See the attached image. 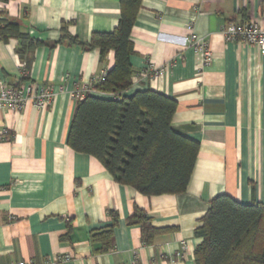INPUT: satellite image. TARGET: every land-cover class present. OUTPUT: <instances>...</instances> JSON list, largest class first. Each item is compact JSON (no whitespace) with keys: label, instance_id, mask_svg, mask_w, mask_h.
<instances>
[{"label":"crops","instance_id":"crops-1","mask_svg":"<svg viewBox=\"0 0 264 264\" xmlns=\"http://www.w3.org/2000/svg\"><path fill=\"white\" fill-rule=\"evenodd\" d=\"M2 11L22 32L48 43L65 25L87 44L92 34L114 30L120 16L119 0H12L0 4ZM251 20L264 29V0L140 2L130 34L132 86L124 95L151 90L176 101L171 129L199 144L179 195L146 197L121 186L96 159L65 143L71 93L106 73L112 52L101 62L97 50L80 45L41 46L20 82L15 42L0 41V83L33 82L54 93L44 110H0V264H194L201 242L194 230L214 197L264 205V56L221 34L229 23ZM189 35L207 42L208 66L201 68L185 41ZM135 210L169 231L144 245L139 228L127 223ZM110 213L117 215L111 249L97 253L89 237L110 225Z\"/></svg>","mask_w":264,"mask_h":264},{"label":"trees","instance_id":"trees-1","mask_svg":"<svg viewBox=\"0 0 264 264\" xmlns=\"http://www.w3.org/2000/svg\"><path fill=\"white\" fill-rule=\"evenodd\" d=\"M9 1L0 0V4ZM140 2L119 0L116 28L92 34L87 44H79L69 36L65 25L57 41H38L22 32L20 23L2 11L0 41L15 42L14 53L25 72L32 53L41 46L80 45L86 51L97 50L101 62L112 52V67L102 82L92 85L96 93L107 97L87 94L75 103L65 143L74 152L96 159L121 186L146 197L179 195L187 188L199 144L171 129L176 101L151 90L124 95L132 86L129 58L134 52L130 34ZM109 217V226L90 234L91 244L99 247L97 253L111 249L117 215L110 213ZM127 223L139 228L144 245L169 231L152 227L150 219L139 210ZM194 236L201 240L193 253L194 264H264V205H244L227 195L216 196Z\"/></svg>","mask_w":264,"mask_h":264},{"label":"built area","instance_id":"built-area-1","mask_svg":"<svg viewBox=\"0 0 264 264\" xmlns=\"http://www.w3.org/2000/svg\"><path fill=\"white\" fill-rule=\"evenodd\" d=\"M190 30V26L187 27ZM221 34L225 42H241L248 46H254L259 51L261 56H264V29L258 22L251 20L239 25L229 23L223 27ZM187 45L198 55L201 68L208 66L211 63V52L205 40L196 39L193 36L185 38ZM21 66V79L26 78L27 72ZM148 70L152 71L151 65H148ZM163 70L155 73L161 77ZM105 77V72L100 73L95 83H100ZM95 93L92 86L77 85L71 93L72 101L76 103L85 95ZM54 97V93L48 86H40L35 83L25 85H6L0 83V110L7 109L11 112H20L31 106L40 110L49 107ZM9 264H32V262H17Z\"/></svg>","mask_w":264,"mask_h":264}]
</instances>
